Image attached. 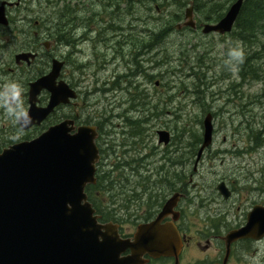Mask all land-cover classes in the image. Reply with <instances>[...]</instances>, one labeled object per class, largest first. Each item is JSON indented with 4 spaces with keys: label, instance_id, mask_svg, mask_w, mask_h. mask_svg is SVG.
Wrapping results in <instances>:
<instances>
[{
    "label": "rangeland",
    "instance_id": "1",
    "mask_svg": "<svg viewBox=\"0 0 264 264\" xmlns=\"http://www.w3.org/2000/svg\"><path fill=\"white\" fill-rule=\"evenodd\" d=\"M54 2H57L56 6L51 5L54 8H47V18L52 15L50 11H56L57 21L59 14H63L62 24L72 18L69 23L77 33L72 32V38L76 36L71 39L74 45H65L59 50L69 57L66 75L69 82L74 80L79 85L80 104L86 107L85 118L112 119L108 144L113 157L133 160L151 156L149 167L141 169L139 176L131 174L128 191L142 181L141 177L149 176L152 183L158 180L159 174L155 176L154 169L166 164L164 153L167 151V147L159 144V132L170 134L176 146L174 151L180 149L187 160L186 172L190 174L201 146L200 143L192 150L191 139L203 136V122L211 113L214 139L201 170L214 194L217 180L243 179L248 171L264 169V35L251 45L240 40L237 30L221 36L204 35L203 28L175 29L158 49L148 51L144 47L152 43L160 18L176 7L164 6L162 14L155 12L154 4L151 7L135 4L131 9L126 0L118 1L113 9L107 10L108 0ZM187 8L180 23L184 22ZM201 19V14H195L197 22ZM249 55L252 59L245 65ZM162 59L164 65L156 63ZM250 63L257 77L249 73ZM137 71L143 74H135ZM148 74L155 75L156 79H149ZM118 75L120 85H114ZM133 96L138 99L132 101ZM128 119L144 120L141 136L131 133ZM154 187L160 198L168 196L166 187L160 184ZM197 193L193 190L192 198ZM117 194L115 190V198H124L123 194Z\"/></svg>",
    "mask_w": 264,
    "mask_h": 264
},
{
    "label": "flooded vegetation",
    "instance_id": "2",
    "mask_svg": "<svg viewBox=\"0 0 264 264\" xmlns=\"http://www.w3.org/2000/svg\"><path fill=\"white\" fill-rule=\"evenodd\" d=\"M56 4L54 0H0V12H4L6 18H0V154L15 144L36 139L64 121H74L75 131L83 126L97 129L96 143L100 150L97 171L108 173L105 168L112 169L118 162L107 148L111 118L101 116L99 121H95L84 116L86 107L80 104L82 94L78 90L79 85L76 86L74 80L69 82L66 75L69 57L59 50L65 45H74L68 38L72 37L75 28L69 23L72 18L65 20L66 27H63V14H59L58 22L56 11H50L52 15L47 18V8ZM56 61L64 63L57 85L60 81L66 82L79 97L69 105L55 108L44 121L24 130L19 120L30 112L32 103L38 109L47 108L50 104L51 91L44 89L33 99L32 85L50 75ZM172 141L167 150L176 147ZM178 154L177 177L174 176L171 195L178 193L181 198H178L175 214L165 218L162 225H172L180 243L172 253L162 256L145 254L136 264H264V224L260 220L250 221L255 210L264 211L263 170L248 171L243 179L217 180L214 194L201 170L208 150L190 174L186 172L187 160L180 149ZM130 173L137 174L133 170ZM157 174L158 169H155L154 175ZM221 183H225L231 192L228 198L218 191ZM192 188L198 192L194 198ZM170 197L163 198V205H157L156 211L148 206L151 204L148 198L134 201L129 210L120 204L114 219L92 205L100 216V223L118 225L121 238L133 240L139 225L154 222ZM123 199L120 198L121 203H124ZM244 229L243 236H231ZM131 254L128 250L123 257Z\"/></svg>",
    "mask_w": 264,
    "mask_h": 264
},
{
    "label": "water",
    "instance_id": "3",
    "mask_svg": "<svg viewBox=\"0 0 264 264\" xmlns=\"http://www.w3.org/2000/svg\"><path fill=\"white\" fill-rule=\"evenodd\" d=\"M244 1L233 3L218 23L204 24L202 33H231ZM194 15L191 5L178 30L195 29ZM1 17L5 18L4 12H0ZM63 68L64 63L56 61L50 75L32 85L33 99L48 89L51 101L44 109L32 103L30 112L19 120L24 130L78 97L66 82L57 85ZM203 128L197 162L213 143L211 114L205 118ZM74 131V121H64L36 139L15 144L0 154V264H136L145 254L172 253L180 243L179 235L172 225H162V221L175 214L180 195L171 197L154 222L139 225L134 240L122 239L118 225L99 223L100 217L86 193L88 186L97 183L98 132L92 126ZM158 135L160 144H169L168 132ZM218 191L225 198L231 195L225 183L219 184ZM258 220L264 224V211L251 214V222ZM244 233L245 229L231 236L241 237ZM128 250L131 256L123 257Z\"/></svg>",
    "mask_w": 264,
    "mask_h": 264
},
{
    "label": "trees",
    "instance_id": "4",
    "mask_svg": "<svg viewBox=\"0 0 264 264\" xmlns=\"http://www.w3.org/2000/svg\"><path fill=\"white\" fill-rule=\"evenodd\" d=\"M108 1L110 5H107L105 7V10L109 8L113 9L115 3L119 4L118 1L120 0L117 1L108 0ZM139 1L128 0L127 2L126 0L127 3L126 5L132 9L135 3H137L136 6L137 5L141 6L144 3V5L146 4L145 5L146 7H151L154 4L156 5L154 7L155 12L162 14L164 13L165 8L173 7V6L176 7V10L171 11L164 17L160 18L159 20L160 26L158 27V30L152 34L151 37L152 43L147 48L149 50H153V49L156 50L158 49V46L162 44V42L165 40L167 36H170L175 29L177 30V23L183 21L185 7L192 5L195 14H201L203 16V20L202 19L199 20V23H203V21L215 23L224 17L225 13L229 9V6H231L237 0H142V1L139 0ZM164 6L166 7L164 8ZM64 9H66V5ZM66 11H64L65 14ZM68 17H70L69 13H68ZM76 19H78V16L75 18V20ZM235 30H237V34L239 35L241 41L244 40L247 41L248 39L251 45L256 44L255 42L259 41L260 35L261 34L264 35V0L244 1L241 13L235 25ZM251 59L252 58L249 55V61L246 60L245 65H247L251 61ZM164 61L165 60L162 59L161 61H157L156 63L162 66L165 64ZM78 69H81V67L80 68L78 67ZM249 73L257 77V71L255 68H253L251 63H250ZM154 79H156V76H153V80ZM137 99L138 98H136L135 96L131 98L132 101H136ZM127 122L131 128V131L133 129L131 133L134 136H141L144 133L142 129V125L144 122H142L141 120L131 121L128 119ZM253 136H255V133L253 134ZM196 138H199L197 139V141L198 144H200L202 141V137L198 136ZM257 138L259 139V135L257 136L256 133V139ZM107 146L109 147L108 143ZM178 151L179 149L177 151H174V149H168L164 153L165 155L164 159L166 160V163H168L167 164L168 168L165 166L166 164L160 168H155L158 169L159 171V178H158L159 181H155L152 183L151 178L149 176L146 178L141 177L142 181L138 182L139 185L137 184V186L132 188L130 191H128L127 189L131 182L130 172H132L133 170L137 173V175H139V173H141V169L145 170L147 167H149L144 164L145 160L148 163L149 157L145 156L143 157V159L136 158L133 160L131 159L121 160L120 157L116 156L115 158L118 160V162L114 165V167H112V169L108 171V173L99 171V173L97 174L98 183L95 186H89L87 188L86 191L89 200L95 205L98 211H101L102 213L104 212L108 218H113V219L116 218L118 214L117 210L119 209L118 206H120V204H123V206H125L129 210L131 209L130 205H132V203L138 200L139 198H145V197L148 198L147 201L151 203L148 204V206L151 207L152 211H156L157 205L162 206L165 199L159 197L160 193L155 192L154 186L160 184L161 187L164 188L166 187L168 191L174 188V173L172 172L171 168L177 165L178 155H179ZM128 164L129 167L127 166ZM171 164L173 166H171ZM128 169L130 170L129 172L127 171ZM175 177H177V173H175ZM115 190L118 191V194L121 193L124 195V199H123L124 203L120 202V198H115Z\"/></svg>",
    "mask_w": 264,
    "mask_h": 264
},
{
    "label": "bare ground",
    "instance_id": "5",
    "mask_svg": "<svg viewBox=\"0 0 264 264\" xmlns=\"http://www.w3.org/2000/svg\"><path fill=\"white\" fill-rule=\"evenodd\" d=\"M99 1V0H98ZM131 1H133V0H131ZM139 1V0H138ZM142 1V0H141ZM140 2V1H139ZM132 3H134V2H132ZM141 3V2H140ZM152 3V2H151ZM135 4H137V3H135ZM143 5H144V3H143ZM146 5V4H145ZM157 8V7H156ZM133 9V8H132ZM158 10V9H157ZM71 11V10H70ZM93 16V15H92ZM64 17V16H63ZM65 23V22H64ZM63 23V24H64ZM179 24H180V22H178ZM177 23V25H179ZM112 25V24H111ZM113 25H114V23H113ZM63 27H66L65 25L63 26ZM85 31V30H84ZM119 31V30H118ZM67 33V32H66ZM240 33V32H239ZM68 34V33H67ZM245 34V33H244ZM249 34V33H248ZM69 35V34H68ZM84 35V34H83ZM244 36V35H243ZM81 37V36H80ZM167 38V37H166ZM68 39H73L72 37H70V38H68ZM67 39V40H68ZM66 40V39H65ZM82 40V39H81ZM112 40V39H111ZM72 41V40H71ZM121 41V40H120ZM245 41V40H244ZM247 41H249L248 39H247ZM65 42V41H64ZM66 42H68V41H66ZM102 42V41H101ZM106 43V42H105ZM122 43V42H121ZM256 43V42H255ZM69 44V43H68ZM62 45V44H61ZM157 46V45H156ZM144 49L145 50H148L149 51V49L147 48V47H144ZM154 50V49H153ZM151 51V50H150ZM151 53V52H150ZM106 55H107V53H106ZM138 55H141V53H139ZM143 55H145V53H142V55L141 56H143ZM113 56V55H112ZM151 56V55H150ZM107 62H109V61H107ZM111 62V61H110ZM165 62V61H164ZM113 63V62H112ZM215 63V62H214ZM159 66V65H158ZM143 68V67H142ZM185 68V67H184ZM147 70V69H146ZM193 70V69H192ZM186 71V70H185ZM194 72V71H193ZM135 74H137V75H142L143 74V71H137ZM146 75H147V73H146ZM149 75V74H148ZM128 77H131V74H129V75H127ZM153 76H155V75H149L148 77H149V79H152L153 78ZM121 77H120V75H118V77H117V79H118V81H116L115 83H114V85H120V83H119V79H120ZM125 82H123V84H124ZM187 86H189L188 84H187ZM190 88V87H189ZM136 92H138V91H136ZM198 92V91H197ZM213 96V95H212ZM186 98V97H185ZM200 99V98H199ZM187 101V100H186ZM194 101V100H193ZM199 103V102H198ZM196 104V103H195ZM206 104V103H205ZM258 106V105H257ZM179 109V108H178ZM132 110V109H131ZM134 111V110H133ZM178 111V110H177ZM135 112V111H134ZM137 113V112H136ZM178 114H179V112H178ZM212 114V113H211ZM252 120V119H251ZM144 121V120H143ZM142 121V122H143ZM257 121V120H256ZM137 123V122H136ZM136 125V124H135ZM139 125V124H138ZM135 130V129H134ZM132 131H133V129H132ZM197 139H199V138H196V137H194V138H192L191 140V144L193 145L192 147L191 146H189L192 150H195V148L197 147V145H198V141H197ZM200 143V142H199ZM190 144V143H189ZM223 149V148H222ZM227 149V148H226ZM227 151V150H226ZM160 152V151H159ZM241 152V151H240ZM226 153V152H225ZM231 153V152H230ZM234 153V152H233ZM259 153V152H258ZM219 154V153H218ZM220 155V154H219ZM222 155V154H221ZM151 157V156H150ZM149 157V158H150ZM139 159H143V157L142 158H139ZM144 164L146 165V166H149L148 164H147V161L145 160L144 161ZM150 164V163H149ZM152 164V163H151ZM170 165V164H169ZM128 166V165H127ZM131 166V165H130ZM145 166V167H146ZM171 166H173L172 164H171ZM176 166V165H175ZM129 167V166H128ZM144 167V168H145ZM175 168V167H174ZM127 169V168H126ZM151 170V169H150ZM162 170V169H161ZM175 170V169H174ZM179 170V169H178ZM264 170V169H263ZM180 171V170H179ZM159 172V171H158ZM163 172V171H162ZM262 172V171H261ZM144 173V172H143ZM168 174H170V173H168ZM185 174V173H184ZM158 175V174H157ZM139 176V175H138ZM171 176V175H170ZM174 176H175V174H174ZM180 177H181V175H180ZM262 177H264V176H262ZM129 178V177H128ZM146 178V177H145ZM217 178V177H216ZM117 179V178H116ZM163 179V178H162ZM162 179H161V181H162ZM166 179V178H165ZM220 179V178H219ZM127 180V179H126ZM167 180V179H166ZM179 180V179H178ZM157 181H159V179L157 180ZM219 181V180H218ZM215 182V181H214ZM142 184V183H141ZM139 185V184H138ZM149 186V185H148ZM141 187V186H140ZM152 197V196H151Z\"/></svg>",
    "mask_w": 264,
    "mask_h": 264
}]
</instances>
